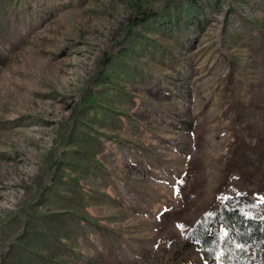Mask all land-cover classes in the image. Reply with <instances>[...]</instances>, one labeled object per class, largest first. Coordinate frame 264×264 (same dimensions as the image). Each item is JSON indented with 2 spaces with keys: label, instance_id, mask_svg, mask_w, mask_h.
<instances>
[{
  "label": "rangeland",
  "instance_id": "rangeland-1",
  "mask_svg": "<svg viewBox=\"0 0 264 264\" xmlns=\"http://www.w3.org/2000/svg\"><path fill=\"white\" fill-rule=\"evenodd\" d=\"M224 203L264 215V0H0V264H231Z\"/></svg>",
  "mask_w": 264,
  "mask_h": 264
},
{
  "label": "trees",
  "instance_id": "trees-1",
  "mask_svg": "<svg viewBox=\"0 0 264 264\" xmlns=\"http://www.w3.org/2000/svg\"><path fill=\"white\" fill-rule=\"evenodd\" d=\"M218 224L224 227V243L228 242L225 258L231 264H243L242 259L248 252L245 246L252 248L256 257L259 256L264 247V215L249 217L238 206L224 203L213 209L209 216H201L189 232V238L201 248L216 247L219 242Z\"/></svg>",
  "mask_w": 264,
  "mask_h": 264
}]
</instances>
